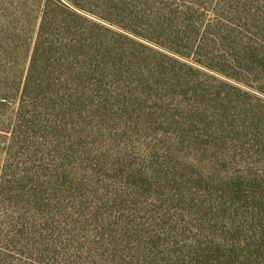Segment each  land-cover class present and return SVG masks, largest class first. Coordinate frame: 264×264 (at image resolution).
Instances as JSON below:
<instances>
[{"label": "trees", "instance_id": "16d2710c", "mask_svg": "<svg viewBox=\"0 0 264 264\" xmlns=\"http://www.w3.org/2000/svg\"><path fill=\"white\" fill-rule=\"evenodd\" d=\"M222 1L198 23L205 7L196 0H0V104L12 105L0 171V264H264V102L252 104L264 94V0L243 4L262 25L257 36L245 22L208 39ZM240 2L228 9L239 12ZM27 31L30 55L17 78L7 56L19 46L8 42ZM206 71L227 80L214 86ZM149 98L167 114L168 100L182 102L195 122L212 125L210 134L190 130L193 147L211 161L175 181L174 194L158 186L159 201L140 203L151 179L122 168L113 173L120 185L105 181L86 140L106 110L147 109ZM27 130L36 150L28 171L9 158ZM225 134L248 138L258 163L229 168ZM168 203L192 219L178 221Z\"/></svg>", "mask_w": 264, "mask_h": 264}, {"label": "rangeland", "instance_id": "374dc122", "mask_svg": "<svg viewBox=\"0 0 264 264\" xmlns=\"http://www.w3.org/2000/svg\"><path fill=\"white\" fill-rule=\"evenodd\" d=\"M216 1L196 0V3L200 7H205L203 10L205 16L203 18L198 13L195 15L199 21L198 23H202L204 17L211 14L210 11H212ZM236 1L238 0H223L219 8L216 5L215 9L218 19L213 24H210L208 29L210 34H207L208 39L217 36V34L225 30L233 35L230 29L233 28L231 24L239 25L245 22L249 23L250 31L254 36L259 34L261 31L259 25L261 24L249 19V13L247 12L249 6H243V4L248 1V4L252 8H256L257 5L261 4L258 3V0H241L240 4L236 5L239 12L236 10L230 11L228 5L231 3L236 4ZM28 31L25 33H13L11 37L12 42H8V44L12 43V47L19 46L17 50H12L14 54H8L7 56V59H15L17 78L20 76L19 74L22 69L26 67L27 57L30 55L28 47L31 34ZM2 33L0 25V51H4L6 46L3 42L4 34ZM206 72L211 77L217 78V81H214L212 78L211 80H206L214 86L219 85L218 80H227L211 71ZM247 88L241 87V89L249 91L250 88ZM256 95L261 102L252 100V104L258 108H262L264 94L256 93ZM166 104L172 109V113L167 114L163 107L159 106V103L158 106H155L150 98L147 101V109L144 105H139L126 112H121L118 110L121 108V103H119L113 108L116 109L114 113L112 110H106V117L101 120L95 119L91 126V135L86 140L88 147H91L94 151V154L90 157L92 159L91 163L100 168L98 172L105 181H112L116 185H120L118 183L119 180H114L113 173L115 172L114 169L117 170L116 172H119L122 168L133 171L140 169L151 179L150 191L145 192L142 197H139L140 203L146 200L148 203L158 200L154 193L158 186H163L166 193L172 191L171 194H174L176 192L174 187L175 181L179 182L181 179H188L197 170L203 169L211 161V154L209 152L198 151L193 147L194 142L190 130L193 134H197L198 132L210 134L213 130L212 125H203L195 122L193 120L195 117L187 113L188 107L182 102L168 100ZM201 106L202 108L210 107L207 104L205 105V103L201 104ZM11 113V104H0V171L1 163L7 158L5 130ZM172 114L176 115L175 120L177 122L172 121ZM225 135L224 141L229 152V163L231 164L229 168L238 169L239 165L253 162L258 163L260 154L257 152L255 145L252 146L253 143L248 142V138L242 135L239 137H235L234 134ZM33 137V131L27 130L26 132H22L20 137L15 139L14 146L10 151L9 158L11 161L13 163H20L19 168L24 167L26 171L32 169V165L36 164V150L33 146ZM21 162L25 164L21 166ZM184 163L186 166H184ZM220 171L221 175H223L224 170L222 167H220ZM213 176L215 180L220 181L218 178L220 175ZM117 179H119L118 174ZM126 183L130 192L141 193L139 184H135L133 179H126ZM163 207L170 214L175 215L178 221L192 219V216L188 215L184 208H174V204L171 203L164 204Z\"/></svg>", "mask_w": 264, "mask_h": 264}]
</instances>
